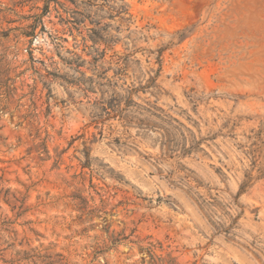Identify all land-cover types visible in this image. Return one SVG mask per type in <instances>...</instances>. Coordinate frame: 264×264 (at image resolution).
Returning <instances> with one entry per match:
<instances>
[{
  "label": "rangeland",
  "instance_id": "1",
  "mask_svg": "<svg viewBox=\"0 0 264 264\" xmlns=\"http://www.w3.org/2000/svg\"><path fill=\"white\" fill-rule=\"evenodd\" d=\"M0 264H264V0H0Z\"/></svg>",
  "mask_w": 264,
  "mask_h": 264
},
{
  "label": "trees",
  "instance_id": "2",
  "mask_svg": "<svg viewBox=\"0 0 264 264\" xmlns=\"http://www.w3.org/2000/svg\"><path fill=\"white\" fill-rule=\"evenodd\" d=\"M47 9V4L45 5V7H44V10H46ZM115 102V101H114ZM111 106L113 107V104L111 103Z\"/></svg>",
  "mask_w": 264,
  "mask_h": 264
}]
</instances>
